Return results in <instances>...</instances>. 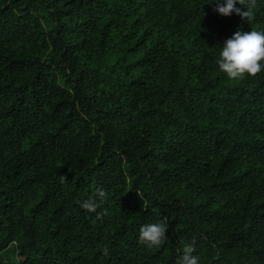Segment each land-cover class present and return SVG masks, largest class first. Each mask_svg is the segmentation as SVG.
Segmentation results:
<instances>
[{
	"label": "trees",
	"instance_id": "trees-1",
	"mask_svg": "<svg viewBox=\"0 0 264 264\" xmlns=\"http://www.w3.org/2000/svg\"><path fill=\"white\" fill-rule=\"evenodd\" d=\"M212 2L0 0V264H264V71L215 63L264 0Z\"/></svg>",
	"mask_w": 264,
	"mask_h": 264
},
{
	"label": "clouds",
	"instance_id": "clouds-1",
	"mask_svg": "<svg viewBox=\"0 0 264 264\" xmlns=\"http://www.w3.org/2000/svg\"><path fill=\"white\" fill-rule=\"evenodd\" d=\"M214 11L227 17L236 14L243 20L251 19L256 0H213ZM239 7H236V5ZM218 70L223 72L228 79H241L245 74L254 77L264 71V30H237L230 38L223 41L215 61ZM99 197L105 193L100 192ZM80 207L88 212H96L99 201L94 198L80 202ZM167 223L163 221L151 222L141 225L138 241L147 248L159 247L165 240ZM17 244L12 240L9 247ZM194 241L184 245L182 255L176 264H199L200 258L194 255Z\"/></svg>",
	"mask_w": 264,
	"mask_h": 264
}]
</instances>
